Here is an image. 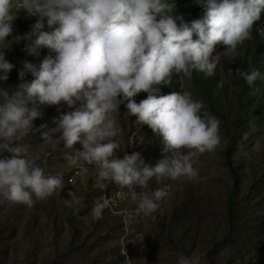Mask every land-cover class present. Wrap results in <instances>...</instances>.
Masks as SVG:
<instances>
[{
	"label": "clouds",
	"instance_id": "obj_1",
	"mask_svg": "<svg viewBox=\"0 0 264 264\" xmlns=\"http://www.w3.org/2000/svg\"><path fill=\"white\" fill-rule=\"evenodd\" d=\"M196 2L205 8L204 15L187 22L171 15L172 0H0V81H7L14 67L5 50L20 11L39 17L27 36L29 54L39 57L41 49L49 50L38 65L25 62L14 90L0 87V149L13 153L0 159V196L32 207L65 188L61 177L45 175L47 161L38 153L29 154L20 143L42 115L27 106L35 100L70 108L81 102L53 118L56 126L41 134V145L56 151L61 141L68 149L80 143L82 149L73 156L66 153V159L88 166L95 187L104 190L114 182L121 200L138 199L137 211L144 216H154L167 193L164 189L137 193L136 187L148 188L153 177L195 179L199 158L221 145L220 121L190 92L157 96L155 86L169 84L173 75L189 80L193 72L215 75L221 59L217 47L223 56L235 57L252 38L264 12V0ZM44 18L52 31L42 30ZM28 72L35 77L30 82L24 79ZM235 72L249 86L261 78L258 70ZM142 91L148 96L137 103L134 97ZM125 102L126 114L150 127L160 138L162 151L170 153L154 166L139 152L118 155L121 145L114 138L122 129L115 114ZM56 133L60 135L54 138ZM68 195L65 205L78 211L82 198L73 191ZM107 204V199L94 203V219L102 218ZM177 264H201V259L180 255Z\"/></svg>",
	"mask_w": 264,
	"mask_h": 264
},
{
	"label": "trees",
	"instance_id": "obj_2",
	"mask_svg": "<svg viewBox=\"0 0 264 264\" xmlns=\"http://www.w3.org/2000/svg\"><path fill=\"white\" fill-rule=\"evenodd\" d=\"M180 2L188 15L202 11L196 0ZM14 31L20 33L23 30ZM7 49L5 58L14 67L8 80L0 81V87L11 91L21 83L19 72L28 61L24 53H18L14 48H10L6 55ZM248 64L249 60H246L242 70ZM24 79L30 82L35 77L28 72ZM242 84L245 89L249 86L244 79ZM147 96L148 93L144 92L140 101ZM40 105L38 100L28 103L29 108L35 107L42 115L33 121V131L20 143L29 154L38 153L41 160L55 158V162L46 163L45 173L61 177L63 181L69 180L71 172L60 175L56 169L60 160L66 158L63 152L54 154L50 147L41 145V134L50 128L41 127L45 125L47 113L41 110ZM77 105L81 104L74 106ZM238 108V115L232 117L228 127L224 126L221 132L224 135L221 142V159L225 168L223 185L218 189L204 186L198 190L189 181L184 184L182 193L174 189L173 192L180 195L177 204L169 215L160 201V207L154 214V234L140 235L142 227L136 216L138 204L130 196L125 201L120 200L113 209L106 206L95 231L88 215L94 203L102 202L103 197L89 200L83 185L69 184L65 194L60 195L58 191L45 200L35 201L32 207L0 196V264H177L180 255L199 256L201 264H219V258L222 259L220 264H264V161L255 159L252 162L240 153L246 105L240 103ZM126 115L123 105L120 120L124 124L130 116L133 125L137 118ZM12 155L0 149V159L11 158ZM93 184L90 182V187ZM97 190L102 194L105 192V189ZM69 191L83 200L78 211L64 203L71 198ZM213 201L215 204L212 206ZM121 209L128 212L126 220L118 211ZM27 235L35 242L22 254L21 239Z\"/></svg>",
	"mask_w": 264,
	"mask_h": 264
},
{
	"label": "rangeland",
	"instance_id": "obj_3",
	"mask_svg": "<svg viewBox=\"0 0 264 264\" xmlns=\"http://www.w3.org/2000/svg\"><path fill=\"white\" fill-rule=\"evenodd\" d=\"M175 4L173 9L174 18L177 16H183L184 20L190 22L194 19L202 18L205 12V8L202 4H199L201 12H196V14L188 15L184 10L183 5L180 0H172ZM39 19L38 16H27L24 11H20L17 19L13 22V29H22L20 33L14 31L13 35L9 38V48L6 51V55L9 54L10 48L17 49L18 53H24L25 58L28 62L39 64L45 56L49 54L47 48L40 50V56L35 57L27 51V45L30 44V40L27 38L28 34L32 31V26ZM179 23V21H177ZM21 25V28L19 26ZM58 26V25H57ZM56 27V26H53ZM44 31H52V28H49L47 25V18H44ZM195 38V37H194ZM15 51V50H12ZM11 51V52H12ZM217 52L221 54V59L218 65V68L213 76H206L202 72H193L192 78L189 80L183 75L177 76L173 75L172 80L169 84H161L155 86L158 91L154 93L155 95H166L172 92L178 91H188L192 94L195 100L202 101L205 105L206 111L210 114L216 116L220 121V136L221 142L224 141V135L221 134L223 127L229 125V121L232 117H236L239 113V106L242 103L246 105V110L244 111V117H246V123L242 127L241 133L243 141L240 144V153L242 156L246 157L248 160L254 162L255 159H259L263 162L264 158V12L261 13V19L257 21L254 25L252 32V38L248 41H245L237 49V55L235 57H225L222 55L223 49L220 46L217 47ZM53 55H55L53 53ZM249 60V64L245 70H242V64ZM239 68L242 71L251 73L253 70H258L261 73V78H258L256 84L253 86H248L245 89V85L242 84V77L237 75L235 69ZM143 91L137 94L134 99L138 103L140 98L143 95ZM76 103H80L77 101ZM124 104L120 105L121 107ZM81 106V105H80ZM80 106H73L72 108L68 107L66 104L61 103V105H40L41 110L46 112L47 120L45 119V125L48 128H54L56 125L53 122V118H59L61 113H66L75 110ZM126 108V113H127ZM255 112L252 115V112ZM127 116V115H126ZM249 116V118H248ZM117 124L122 129V131L114 138L120 142L121 149L118 155L122 158L124 152L131 154L132 152H139L144 158L145 162L154 166L160 159L164 158L170 153H165L162 151L163 144L160 141L159 137H156L152 129L145 124H138L135 120L133 125L131 124L130 116H128L126 123H122L120 120V112L115 114ZM248 118V119H247ZM58 136L60 133H56ZM82 145L76 143L73 148H65L64 142H60L57 146V150L54 151V154H59L63 152V155L67 153L68 156L75 155L76 150H81ZM64 159V160H63ZM60 160V163L56 167L60 175L66 174V172H71L74 179L65 180V188L61 190V194H65L68 187L71 184L75 186L86 187L85 196L89 200H93L99 196L103 199L108 200V207L112 209L118 204L121 200L117 195L119 191L115 183H109L105 192L102 194L98 191V187H95L94 184L90 187V182L95 183L94 177L90 174L91 169L86 165L72 164L66 158ZM48 164H51L56 161L55 158L46 159ZM198 169V176L195 179L189 180L186 177H182L179 180H173L171 178H161L157 179L153 177L149 186L146 189H141L136 187L135 191L137 193L141 191H154L156 189H164L167 195L162 199V208L170 215L172 207L177 204V197L173 191L174 189L178 190L179 193H182L185 189L184 184L189 182L193 188L198 190L204 186L216 187L223 185L225 181V168L223 158L221 159V145L220 147L212 153H205L199 158V162L194 165ZM88 169V170H86ZM79 172H78V171ZM78 172V173H76ZM52 174V173H50ZM49 173H45L46 176H50ZM71 176V177H72ZM186 180V181H185ZM70 184V185H69ZM69 185V186H68ZM127 192V189L124 190ZM109 192V193H108ZM59 196V199L62 197ZM127 199H123L124 201ZM219 199V196H218ZM215 198V201L218 200ZM213 201L210 205H214ZM138 204V199L136 201ZM217 210V208H216ZM120 213L124 214L126 220L128 212L126 209L118 210ZM117 211V212H118ZM219 213V211H218ZM138 217V222L141 224L142 231L140 235L146 236L149 233L154 234V216H144L141 213L136 214ZM89 222H92L93 231L96 230V225L98 224L99 219H94L91 214L88 215ZM125 236V235H124ZM123 236V238H124ZM22 247L21 252L24 254L28 251V248L34 245L35 239L26 236L21 239ZM21 254V255H22ZM222 263V259L219 258V264Z\"/></svg>",
	"mask_w": 264,
	"mask_h": 264
}]
</instances>
